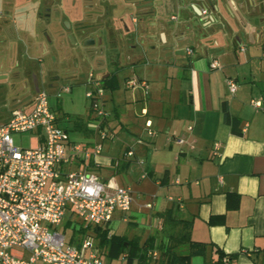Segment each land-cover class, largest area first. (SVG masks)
Here are the masks:
<instances>
[{
	"label": "crops",
	"instance_id": "obj_1",
	"mask_svg": "<svg viewBox=\"0 0 264 264\" xmlns=\"http://www.w3.org/2000/svg\"><path fill=\"white\" fill-rule=\"evenodd\" d=\"M48 1L49 6L42 0H0V81L29 77L33 85L31 98L22 101L24 85L25 93L0 125L14 108L29 107L44 88L49 73L33 62L42 65L53 53L67 55L61 62L67 61L76 43L95 53L103 47L105 54L90 61L88 74L117 80L116 90L105 89L108 137L100 138L93 120L73 123L84 138L69 142L88 149L100 143L102 152L88 161L72 156L67 168L135 191L133 206L139 211L115 212L103 229L127 235L116 225L137 228L145 208L150 211L146 238L132 239L140 245L154 240L151 260L157 259L158 244L178 233L168 225L172 217L191 222V240L206 245L205 256L193 257L191 264H213L217 250L233 256L231 264H264V0H114L110 11L105 1L93 0L86 2L80 24L74 5ZM212 60L218 69L210 68ZM12 66L21 73H13ZM58 77L48 75L53 89ZM67 77L77 79L74 71ZM131 77L147 88L127 89ZM228 79L237 85L233 94ZM223 103L239 119L241 136L224 123ZM66 151L71 154L69 147ZM130 151L133 155L125 156ZM228 193L239 196L237 209H227ZM144 197L151 203L143 204ZM168 210L169 218L161 215ZM156 230H163L159 242L152 234Z\"/></svg>",
	"mask_w": 264,
	"mask_h": 264
},
{
	"label": "built area",
	"instance_id": "obj_2",
	"mask_svg": "<svg viewBox=\"0 0 264 264\" xmlns=\"http://www.w3.org/2000/svg\"><path fill=\"white\" fill-rule=\"evenodd\" d=\"M185 53L193 55V50L186 48ZM261 56L264 58V51ZM209 65L211 69L220 67L216 60ZM86 85L89 90L85 96L94 113L93 121L100 138L105 140L110 115L104 108L105 89L101 78L92 73L87 75ZM226 85L231 94L235 93L237 85L233 80H226ZM125 87L146 89L147 85L131 77L125 81ZM57 89L56 97L71 92L68 84L58 85ZM252 104L256 108L261 106L260 102ZM145 126L150 128L151 122L146 121ZM24 133L33 135V143L28 149L17 148L12 134ZM148 135L153 136V132L149 130ZM175 142L183 144L182 139ZM218 147L216 144L215 149ZM101 152L100 143L88 149L69 142L68 132L60 127L44 88H38L29 107L10 111L8 121L0 125V264H107L93 236L85 234L71 243L65 232L58 230L68 212L70 218L75 216L79 220L73 226L77 231L104 228L115 212L125 215L130 211L133 203L130 188L118 187L111 180L103 181L88 171L67 170L72 156L88 161L96 159ZM132 155L131 151L125 154ZM145 207L150 209L152 205ZM125 259L123 255L120 262L124 264ZM221 263L231 264V261L224 257Z\"/></svg>",
	"mask_w": 264,
	"mask_h": 264
},
{
	"label": "rangeland",
	"instance_id": "obj_3",
	"mask_svg": "<svg viewBox=\"0 0 264 264\" xmlns=\"http://www.w3.org/2000/svg\"><path fill=\"white\" fill-rule=\"evenodd\" d=\"M42 1H43L42 5L47 4V6H49L48 0L47 1L42 0ZM88 1L89 2L91 1L90 2L91 4H93L94 2L93 0H53V4L54 5L56 4L57 6H61L62 4L64 6H68L69 3L71 4V6L74 5L73 6L74 12L77 13L76 20L78 19L77 21L80 24L83 22V10L85 9L87 5L86 2ZM104 1L108 3L107 5L108 11H110L112 7L116 6L115 3L116 1L114 0H102L101 2ZM129 1L130 0H125V2H129ZM128 13L129 12L127 10V14ZM106 14L109 13H107L106 11ZM0 15H1V11H0ZM98 48L99 50L96 53L92 52L93 50L89 52L88 50L82 49V47L78 46V44L76 43L73 53L71 55L68 54V58L71 59H68L67 61L61 62V60L63 58H66L67 55L65 56V54H63V56L62 55L60 56L59 54L53 53L50 56V58L45 59L42 65L37 64V62H33V65L36 66L37 70H43L49 73L48 75L51 74V75L59 76L58 83L60 86L66 84H69L71 86L70 93H62L59 97H56L58 89L57 88L53 89L52 87H50V79H48V75L45 73L46 76L44 80L45 84L43 83L44 84L43 86L44 89L48 92V94H50L49 96L50 106L55 111L56 115L59 118L60 127L64 130H68L69 138L75 140V142L78 143L82 142V139L84 138L83 131L75 129L73 123H75L77 120L88 121V120H93L94 118V113L90 110L89 100L86 98L85 94L89 90V87H87L86 85V77L88 72L90 71V61L97 62V60H99V57H101V55L105 54L106 52L103 47H98ZM13 68H14L12 70L13 73H18V74L21 73L20 68H16L15 66ZM72 71H74L77 76L75 82L67 79L68 74H70V72ZM21 78L12 76L5 81H0V123L5 119V117H8V112L10 108L16 106L17 103L15 102L19 97H21V95L25 93V87H26V93L24 94L25 98H23L22 101L29 100L32 96L33 85L31 78L27 77L25 80ZM66 118H69V122L66 120ZM32 138L33 135L31 133L12 134V140L14 142V145L20 149L30 148V146L33 143ZM130 190L132 191V189ZM134 194L135 191H132L133 200L137 201V197ZM140 200L142 201L143 204L149 201V199H147L146 197ZM133 203L131 209L132 210L134 209L135 211L136 210L139 211L137 207L133 206ZM138 204L141 203L138 202ZM149 212L150 211L146 210L145 208H142L140 210V213H142L141 217H143V219H142V223L139 224L137 228L129 227V225L120 222L119 224L116 225L118 227V231L119 232L126 231L127 235L124 234V237H126L128 240H131L132 238L136 237L138 240H140V243L141 241L143 242L146 238V234L148 230L147 228L149 227V221H148ZM76 223H79V220L75 216L70 218V214L68 212L63 224L58 228V230L63 233L65 232L66 237L69 238L73 234V226ZM114 226L115 225H112V228H114ZM116 228H114V231L117 230ZM162 231L163 230H156L153 233L151 232L156 237L157 242H159L163 236ZM133 234L136 235L132 236ZM78 235L80 236V234ZM80 238L81 237H78L76 239H80ZM94 242L95 244H97L96 238H94ZM99 252L101 254L103 261L106 262L107 264H123L121 262L119 263L116 260L109 262L108 259L104 255H102L103 252L100 249ZM148 260L149 261L147 262V264H161L160 251L158 250V248H157V259L154 261L151 260L150 257H148Z\"/></svg>",
	"mask_w": 264,
	"mask_h": 264
},
{
	"label": "trees",
	"instance_id": "obj_4",
	"mask_svg": "<svg viewBox=\"0 0 264 264\" xmlns=\"http://www.w3.org/2000/svg\"><path fill=\"white\" fill-rule=\"evenodd\" d=\"M101 84L104 89L114 91L117 89V80L114 75L107 76L101 79ZM223 121L225 124L231 127V132L235 135L241 136L240 121L236 117H233L228 110L225 103L222 105ZM227 209L234 210L239 206V196L234 193H228L226 195ZM172 211H165L162 216H171ZM169 227L173 230H178V233H173L168 236L167 240L161 242L158 245L160 251L161 264H191L193 257H204L206 253V245L204 243L194 242L190 238L191 222L180 219L170 218ZM209 223H213L212 220ZM89 228H80L76 231L73 230V234L67 238L69 242L75 243V237L80 235L90 234L97 239V248L100 249L109 261H120L123 255H126L124 264H147L148 250L152 249L153 239H147L144 244L140 245L138 240H128L124 236L109 234V229L94 228L91 233H87ZM217 259L213 264H222V258L228 257L229 260L233 259V256H227L220 250L216 251Z\"/></svg>",
	"mask_w": 264,
	"mask_h": 264
},
{
	"label": "flooded vegetation",
	"instance_id": "obj_5",
	"mask_svg": "<svg viewBox=\"0 0 264 264\" xmlns=\"http://www.w3.org/2000/svg\"><path fill=\"white\" fill-rule=\"evenodd\" d=\"M130 19H131V17H130Z\"/></svg>",
	"mask_w": 264,
	"mask_h": 264
}]
</instances>
